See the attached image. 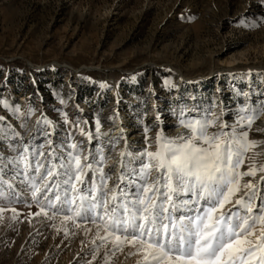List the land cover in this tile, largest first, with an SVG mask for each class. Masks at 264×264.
<instances>
[{"label":"rangeland","instance_id":"1","mask_svg":"<svg viewBox=\"0 0 264 264\" xmlns=\"http://www.w3.org/2000/svg\"><path fill=\"white\" fill-rule=\"evenodd\" d=\"M260 193L264 0H0V264H264Z\"/></svg>","mask_w":264,"mask_h":264},{"label":"bare ground","instance_id":"2","mask_svg":"<svg viewBox=\"0 0 264 264\" xmlns=\"http://www.w3.org/2000/svg\"><path fill=\"white\" fill-rule=\"evenodd\" d=\"M136 104V103H135ZM139 104V103H137ZM134 105V104H133ZM130 108V112H132L130 114V116H135V117H139L138 119L143 117V109L141 106L138 107H133L132 105L129 107ZM128 108V109H129ZM225 114L227 115V112H225ZM137 119V120H138ZM137 120H126L124 118V115H120L119 119L117 120V124L111 128L110 130H108L106 132V134L103 136L104 139V144L108 147V148H113L114 146H116L119 142H123V143H130V148H134L136 147V142L138 141V135H132L131 134L136 130L135 127L137 126ZM140 121V120H139ZM132 124H134L132 126ZM179 130V129H178ZM182 130V129H181ZM29 138H33V132L31 134H28L25 139L28 140ZM31 142V140L29 141V143ZM136 144V145H135ZM122 158V160L131 162V161H136L137 157L134 153H129L127 156L125 155H121L120 156ZM264 197L263 194L260 193L259 198Z\"/></svg>","mask_w":264,"mask_h":264}]
</instances>
